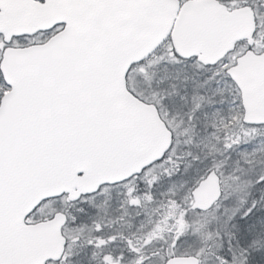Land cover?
I'll return each instance as SVG.
<instances>
[{
    "label": "rangeland",
    "instance_id": "374dc122",
    "mask_svg": "<svg viewBox=\"0 0 264 264\" xmlns=\"http://www.w3.org/2000/svg\"><path fill=\"white\" fill-rule=\"evenodd\" d=\"M252 1L264 24V0ZM257 41L262 48L263 32H258ZM128 84L138 96L155 101L168 120L176 136L172 151L139 177L85 197L83 205L100 215L99 232L74 229L73 234H92L93 245L110 261H116L115 252L123 255L117 231L110 227L124 223L143 243L137 246L145 250L137 251L138 264H162L165 252L196 253L202 264H242L243 248L251 247L243 225L258 231L257 240L264 239V124L243 121L239 90L226 73L185 61L168 45L132 69ZM212 169L220 173L223 197L211 211L192 210V190ZM67 202L66 197L46 201L36 218L66 210ZM258 242L264 249V242ZM76 253L80 257L73 249L60 264H71Z\"/></svg>",
    "mask_w": 264,
    "mask_h": 264
},
{
    "label": "water",
    "instance_id": "95a60500",
    "mask_svg": "<svg viewBox=\"0 0 264 264\" xmlns=\"http://www.w3.org/2000/svg\"><path fill=\"white\" fill-rule=\"evenodd\" d=\"M126 34L114 38L102 79L99 130L85 141L62 149L25 167L22 180L9 190V203L0 213V264H46L59 261L67 239L62 228L67 214L27 223V217L44 200L68 194L70 200L99 190L104 184L125 181L161 160L172 146L173 133L157 106L136 96L128 87L135 64L152 54L172 34L178 52L216 63L237 40L256 29L250 7L229 12L216 0H142ZM60 17L34 9L31 27H45ZM242 92L244 121L264 124V52H247L229 70ZM221 178L212 170L193 189L192 207L202 211L220 200ZM164 264H201L196 255H176Z\"/></svg>",
    "mask_w": 264,
    "mask_h": 264
},
{
    "label": "snow or ice",
    "instance_id": "6c2138e0",
    "mask_svg": "<svg viewBox=\"0 0 264 264\" xmlns=\"http://www.w3.org/2000/svg\"><path fill=\"white\" fill-rule=\"evenodd\" d=\"M143 6L142 0H0V213L27 165L99 130L111 44ZM34 9L60 18L33 28Z\"/></svg>",
    "mask_w": 264,
    "mask_h": 264
},
{
    "label": "trees",
    "instance_id": "16d2710c",
    "mask_svg": "<svg viewBox=\"0 0 264 264\" xmlns=\"http://www.w3.org/2000/svg\"><path fill=\"white\" fill-rule=\"evenodd\" d=\"M143 190V189H140ZM67 211L70 214V220L67 226V229H80L79 232L88 233L89 230H92V232H97L95 229V222L94 219L96 217H99L100 215H96L93 211L89 209L86 205L84 206L81 201L79 202H68L67 204ZM91 212V213H90ZM80 218V221H79ZM243 225V224H242ZM245 228V232H248L251 243L250 248H243L244 252L246 249V256L244 257V263L246 264H261L259 260L264 261V252H261L260 250L264 249L262 248L263 243H259L258 241H263L264 239H256L255 234L258 232L253 226L251 225H243ZM112 229H115L117 231V234L119 237V242L122 245V252L123 255L118 254V252H113L115 254V260H111L105 256L106 252L101 251L98 249V247H91L93 246L90 244L92 234L89 235V237L84 238L83 236L70 234L69 235V252L72 253L73 249L78 251L80 253V257H77L74 255L71 258V264H138L136 261L137 258V251L143 252L145 250H139L137 246H141L143 243L140 242V240H136L135 234L133 233V228L131 225H128V227H125L123 224H120L119 226L115 225L112 227ZM72 231V230H71ZM99 232V230H98ZM251 232V233H249ZM117 237H114L117 239ZM82 243V247H79V244ZM118 251V250H117ZM162 252H165L164 250ZM168 257L169 255L165 252V257ZM166 257V258H167ZM147 258V256H146ZM92 259L94 260V263L92 262ZM254 259H257L255 263H253ZM69 260V259H68ZM86 261V263H85ZM112 261H115V263H112ZM109 262V263H108Z\"/></svg>",
    "mask_w": 264,
    "mask_h": 264
},
{
    "label": "flooded vegetation",
    "instance_id": "af4514ba",
    "mask_svg": "<svg viewBox=\"0 0 264 264\" xmlns=\"http://www.w3.org/2000/svg\"><path fill=\"white\" fill-rule=\"evenodd\" d=\"M179 1H180V7L182 8V6L185 3L193 1V0H179ZM218 1L221 2L223 5H225L229 12H232V11L236 10L237 8L250 7L255 13L256 24H257V28H256V31L253 34V36L245 37V38H242V39L236 41L234 46L232 47V49H230L227 53H225V55L220 60H218L216 63L202 62L198 59L197 56H193L189 59L182 58L180 56V54H178L176 49L174 48V44H173L171 37H169L161 45V48L159 49V51L163 47L168 45V48L170 49V52L173 53V55H176L177 57H180L181 59H183L185 61L196 60L198 62V64L202 65V67H204V68H209V69L215 70V71L218 70V71H222V72L226 73L232 79V81L235 83V85L237 86V88L239 90V94H240V101H241V99H242L241 98V90L238 87L237 83L234 81L231 74L229 73V70L232 67H234L235 65H237L240 57L243 56L244 54H246L247 52H255V53H263L264 52V46L262 48H258L259 41H257L258 32H263V34H264V27H263L264 24L260 23L258 11H257V7H256L257 4L254 3L252 0L251 1L250 0H218ZM179 13H180V11H179ZM243 120H244V118H243ZM29 221H33V219L29 218Z\"/></svg>",
    "mask_w": 264,
    "mask_h": 264
}]
</instances>
